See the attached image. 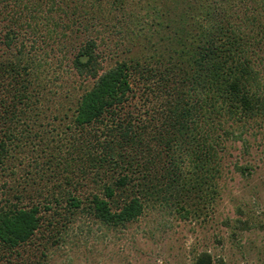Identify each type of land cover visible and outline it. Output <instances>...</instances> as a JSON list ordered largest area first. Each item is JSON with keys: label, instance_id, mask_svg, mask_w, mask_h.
Here are the masks:
<instances>
[{"label": "trees", "instance_id": "obj_1", "mask_svg": "<svg viewBox=\"0 0 264 264\" xmlns=\"http://www.w3.org/2000/svg\"><path fill=\"white\" fill-rule=\"evenodd\" d=\"M118 15L146 52L105 67L96 32L122 42ZM28 39L59 43L83 88L57 117L66 141L45 202L0 204L1 264H41L35 234L57 216L121 229L171 202L186 217L191 189L214 200L226 143L246 145L250 124L264 123V0H0V197L15 129L39 119L46 93L32 88L43 65ZM193 264L225 262L201 251Z\"/></svg>", "mask_w": 264, "mask_h": 264}, {"label": "rangeland", "instance_id": "obj_2", "mask_svg": "<svg viewBox=\"0 0 264 264\" xmlns=\"http://www.w3.org/2000/svg\"><path fill=\"white\" fill-rule=\"evenodd\" d=\"M118 23L128 34L122 42L112 32L115 29L96 32L98 48L105 52V67L146 52L142 37L132 42L137 36L131 33L133 23L123 15H118ZM26 44L28 51L35 49L43 65L32 88L39 82L46 93L39 119L36 114L22 117L15 129L11 156L1 177L5 194L0 204L7 197L16 200L15 194L22 195L21 204L45 202L61 172L55 148L60 138L66 141L64 120L60 124L57 117L69 112L83 88L59 43L46 46L28 39ZM39 122L44 125L40 127ZM251 125L246 145L226 143L213 201L203 195L206 190L197 194L191 189L186 217H181L183 211L178 212L177 205L157 202L121 229L107 228L86 214L69 220L57 216L58 224H44L35 234L36 244L47 246L41 264H193L201 251H209L215 261L225 264H264V123Z\"/></svg>", "mask_w": 264, "mask_h": 264}]
</instances>
